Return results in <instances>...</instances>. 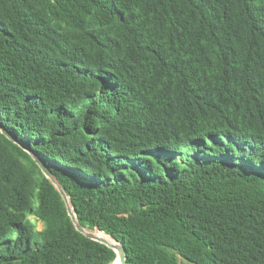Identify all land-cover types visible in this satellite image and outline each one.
Here are the masks:
<instances>
[{
	"label": "trees",
	"instance_id": "trees-1",
	"mask_svg": "<svg viewBox=\"0 0 264 264\" xmlns=\"http://www.w3.org/2000/svg\"><path fill=\"white\" fill-rule=\"evenodd\" d=\"M0 126V264L115 262L25 150L125 264H264V0H0Z\"/></svg>",
	"mask_w": 264,
	"mask_h": 264
},
{
	"label": "water",
	"instance_id": "water-1",
	"mask_svg": "<svg viewBox=\"0 0 264 264\" xmlns=\"http://www.w3.org/2000/svg\"><path fill=\"white\" fill-rule=\"evenodd\" d=\"M0 133L2 135H4L9 141H11L12 143L20 146L22 149L23 147L18 143V141H16L14 138H12L7 132L6 130L0 126ZM27 151V153H29V155L32 157L33 161L35 162V164L39 167V169L41 170L42 174L50 181V183L55 187V189L58 191V193L60 194L65 207H66V212L67 215L69 216L71 223L73 224L75 230L82 234L84 237H86L87 239H90L92 241H95L97 243L103 244L106 247L110 248L114 253H115V260L119 261V264H125L126 261V252L124 247L118 243L116 240L112 239L115 241L116 245L115 246H111L108 243H106L104 240L99 239L97 237H95L93 235V233L89 230H86L84 228H82L80 226V224L78 223V221L76 220L74 211L72 212V210L70 209L69 205H68V197L67 195L64 193L63 189L61 188V186L57 183V181L51 176V174L49 173V171L46 169V167L41 163V161L30 151ZM114 260V261H115Z\"/></svg>",
	"mask_w": 264,
	"mask_h": 264
},
{
	"label": "bare ground",
	"instance_id": "bare-ground-1",
	"mask_svg": "<svg viewBox=\"0 0 264 264\" xmlns=\"http://www.w3.org/2000/svg\"><path fill=\"white\" fill-rule=\"evenodd\" d=\"M67 201H68V205H69L70 209H71L72 212H73V208H72V206H71L69 200H67ZM98 232H99V231H98ZM92 233H93V235H94L95 237L104 240V241H105L106 243H108L109 245H111V246H115V245H116L115 241L112 240V238L110 239V238L106 237L107 235H106V236H103L102 234H98V233L96 234L95 232H92ZM113 264H119V261H118V260H115V262H114Z\"/></svg>",
	"mask_w": 264,
	"mask_h": 264
},
{
	"label": "rangeland",
	"instance_id": "rangeland-1",
	"mask_svg": "<svg viewBox=\"0 0 264 264\" xmlns=\"http://www.w3.org/2000/svg\"><path fill=\"white\" fill-rule=\"evenodd\" d=\"M34 204L36 205V199H34ZM30 220L35 223V226L37 227L38 230H41V229L45 228V224H43V223H41L39 221H36L34 218L31 217ZM93 231H97V230H93ZM95 233L97 234L98 232H95ZM98 234H100V233H98ZM179 262H181L182 264H189V263H187V262H185V261H183L181 259H179Z\"/></svg>",
	"mask_w": 264,
	"mask_h": 264
}]
</instances>
